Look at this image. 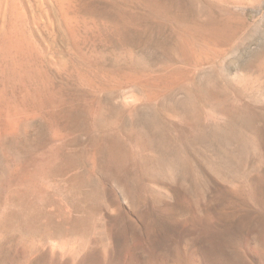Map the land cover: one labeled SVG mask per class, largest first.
<instances>
[{
    "label": "rangeland",
    "instance_id": "rangeland-1",
    "mask_svg": "<svg viewBox=\"0 0 264 264\" xmlns=\"http://www.w3.org/2000/svg\"><path fill=\"white\" fill-rule=\"evenodd\" d=\"M16 1L43 70L0 85V174L40 175L0 192V264H264V0Z\"/></svg>",
    "mask_w": 264,
    "mask_h": 264
},
{
    "label": "bare ground",
    "instance_id": "bare-ground-1",
    "mask_svg": "<svg viewBox=\"0 0 264 264\" xmlns=\"http://www.w3.org/2000/svg\"><path fill=\"white\" fill-rule=\"evenodd\" d=\"M42 1L48 2L49 0H42ZM67 1L53 0L54 4L56 5L57 9L60 12V17L62 22L64 23V25H66L69 28L70 25L73 24L74 20L76 19L75 16L72 15V13H70V9H69L70 4H68L70 1L69 2ZM28 13L29 11H27L25 7H22L16 0H0V85L3 84L2 87L7 88L8 86L9 88L11 84H18L19 82L20 84H22L23 81L30 79L32 77L34 78V79L32 78L33 79L32 81H35V79L36 81L40 80L38 78L40 76L39 73L43 69L39 67L38 62L36 61L37 48L39 47L36 46L35 44L36 42L34 41V39L28 38L27 36L28 34H26V31L23 30V27L25 25L23 23L25 21L27 20L28 22L32 20L34 21L33 17ZM51 14L49 15V11L48 12L46 11L44 13L46 17V21L48 20L49 23H51V19H52ZM3 18H5L6 20L5 21L3 20L2 22L1 19ZM85 74L88 73L86 72ZM42 76L40 78H42ZM81 77H82L81 80L82 79L86 80L85 75H81ZM46 85L45 87H47ZM45 87L43 89H45ZM38 88H40V86ZM1 91L2 90L0 89V147H3L4 149L3 145L7 141L14 139L16 141V134L26 130L25 126L27 120L24 119L25 116L22 115V110L20 109L18 103L15 102V100L11 98V96L8 97L5 95V93L2 94ZM35 93L38 96L40 92L35 91ZM21 117H23V119ZM57 156H58V145L56 143H52L48 147V150L46 151L44 156L42 155L44 160L43 166H47L50 163L54 162L57 159ZM22 164H23L22 166L24 167L25 165L26 167L28 166L27 162L26 164L24 163ZM39 169L35 167V173L34 175H32V177H31V172L28 171L29 172L28 173L23 168L21 169V171H18V173H16V171H12L13 170L12 168L11 170L8 169L9 171L6 170L2 174H0V192H2L4 195L3 199L7 200L11 196H16V187H19L21 181H23L25 184L27 183L24 187L25 189L28 187L30 188V186L33 184V179H35V175L37 173L40 175ZM41 171H43L42 167H41ZM21 174H23V177L21 176ZM27 178H29V180ZM4 205H6V203ZM5 210L6 208L3 209L2 212L0 213V226L6 224L3 219Z\"/></svg>",
    "mask_w": 264,
    "mask_h": 264
}]
</instances>
